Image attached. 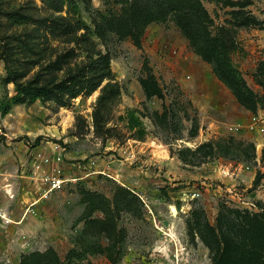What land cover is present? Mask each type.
I'll return each mask as SVG.
<instances>
[{"label": "rangeland", "instance_id": "1", "mask_svg": "<svg viewBox=\"0 0 264 264\" xmlns=\"http://www.w3.org/2000/svg\"><path fill=\"white\" fill-rule=\"evenodd\" d=\"M202 1L211 28L234 31L240 49L233 64L264 100V29L244 24L245 14L264 20V0ZM77 2L120 87L109 124L119 134L103 140L94 133L100 90L71 108L14 100L6 58L16 60L9 64L19 72L23 57L7 46L26 30L11 27L9 15L43 19L53 9L45 0H0V153L7 162L25 157L17 167L30 176L36 153L58 150L61 175L82 178L0 233V264H21L49 248L63 264H213L222 250L220 264H264V103L253 114L237 101L182 33L172 1ZM51 44L57 53L76 45L63 38ZM143 79H153L162 96L149 97ZM130 108L147 129L143 141L130 138L119 119ZM79 115L87 120L83 129L76 126ZM27 181L40 197L41 184Z\"/></svg>", "mask_w": 264, "mask_h": 264}, {"label": "trees", "instance_id": "2", "mask_svg": "<svg viewBox=\"0 0 264 264\" xmlns=\"http://www.w3.org/2000/svg\"><path fill=\"white\" fill-rule=\"evenodd\" d=\"M53 9L51 16L40 19L21 12L10 13L8 24L11 27H23L26 32L16 35L7 46L15 54L23 57L19 72H15L14 64L6 58V69L11 82L14 83L16 96L14 100L21 104H33L37 100L53 101L58 107L71 108L76 98L91 96L97 90L96 105L92 113L94 133L106 140L116 137L119 130L109 125L113 119L114 106L120 95V87L115 81L110 67V59L97 50L93 39V28L82 18L77 0H45ZM168 7L176 13V23L182 33L188 38L191 46L202 56L204 61L213 65V71L232 91L237 101L253 114H257L264 100L248 85L241 72L234 66L232 54L240 49L234 31L225 25L211 28L210 17L202 0H169ZM171 10V11H172ZM34 23L33 31L28 26ZM244 24L254 25L264 29V20L254 16L244 15ZM63 38L76 45L57 53L51 40ZM137 38V37H136ZM136 44L141 45L139 38ZM80 52L86 56L82 58ZM13 53V54H14ZM13 63V62H12ZM38 67L32 78L22 81L27 74ZM153 78V77H150ZM151 80L143 79V87L148 96H162L159 88H153ZM10 109L5 107L3 114ZM130 138L143 141L147 129L139 116L138 110L130 108L127 114L120 115ZM86 119L79 115L76 126L83 129ZM0 126V130H1ZM5 136L0 133V143ZM260 213V212H259ZM255 212V214H259ZM264 216V214H261ZM94 222V220H93ZM216 256L213 264H220L226 250ZM120 256L113 259L118 262ZM21 264H63L58 254L51 248L45 252H35L24 256Z\"/></svg>", "mask_w": 264, "mask_h": 264}, {"label": "built area", "instance_id": "3", "mask_svg": "<svg viewBox=\"0 0 264 264\" xmlns=\"http://www.w3.org/2000/svg\"><path fill=\"white\" fill-rule=\"evenodd\" d=\"M59 162L63 161L62 155L58 150L53 151L49 155L42 152L35 154L32 165V174L28 177L32 179V181H35V183L41 184L40 197L36 198L26 206L24 213L19 220L14 218L11 213L0 205V231L6 230L11 225L22 224L28 216L37 214L36 207L39 201L48 198L55 191L63 189L66 184L77 182L82 179L76 176L61 175V168L58 165ZM100 173L105 172L102 170ZM8 195L14 198V194L8 192Z\"/></svg>", "mask_w": 264, "mask_h": 264}, {"label": "crops", "instance_id": "4", "mask_svg": "<svg viewBox=\"0 0 264 264\" xmlns=\"http://www.w3.org/2000/svg\"><path fill=\"white\" fill-rule=\"evenodd\" d=\"M2 151L0 149V152ZM9 160L7 162L6 155L0 153V205L11 213L14 218L19 220L26 206L36 199L37 192L35 193L36 188L33 192V188L30 186L31 184L27 181L32 179L25 175V173H21L18 169L20 162L23 164L26 163V158L20 156L19 158L15 157V160L12 158ZM60 166L63 167V164ZM8 192L14 194V198L10 197ZM14 226L16 227L17 225ZM10 229H13V225L6 230ZM6 230H2L0 233Z\"/></svg>", "mask_w": 264, "mask_h": 264}]
</instances>
